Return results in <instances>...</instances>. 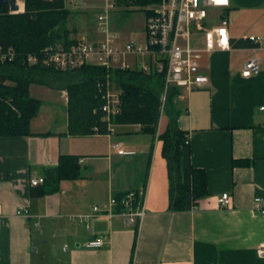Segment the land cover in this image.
<instances>
[{"label":"crops","instance_id":"obj_1","mask_svg":"<svg viewBox=\"0 0 264 264\" xmlns=\"http://www.w3.org/2000/svg\"><path fill=\"white\" fill-rule=\"evenodd\" d=\"M63 2L71 11L70 39L94 38L87 9L96 8L97 15L102 0ZM17 3L22 12L23 0ZM224 15L231 48L201 53L209 83L184 91L177 105L190 162L204 174L207 195L190 210H170L158 139L166 116L154 135L138 124H114L112 134L68 135L67 101L58 90L66 104L61 123L53 117V124L35 129V116L32 135L0 136V264H264L256 252L264 245V213L254 203L255 197L264 200V42L253 51L246 40L264 37V0H230ZM117 17L113 12L111 27L127 40ZM253 55L260 71L243 78L242 66ZM60 156L77 159L78 178L54 183L47 177ZM36 177L43 183L30 186ZM137 190L144 191V215L136 228L119 215L91 216L94 205ZM223 193L231 196L229 207L217 202ZM20 207L28 208V217L16 214ZM86 214L90 217L81 218ZM94 239L102 247L87 249ZM35 242L40 244L33 253Z\"/></svg>","mask_w":264,"mask_h":264},{"label":"trees","instance_id":"obj_2","mask_svg":"<svg viewBox=\"0 0 264 264\" xmlns=\"http://www.w3.org/2000/svg\"><path fill=\"white\" fill-rule=\"evenodd\" d=\"M125 5L144 7L159 0H128ZM122 1V2H123ZM24 10L10 13L8 4L0 6V48H11V61L0 62V136H30V121L36 116L40 101L29 94L31 84L67 93L68 135L84 136L106 133L101 121V100L96 84L108 78L120 91L121 111L112 122L118 125H140L144 133L155 134L160 115V95L163 91L161 74H146L137 70H110L83 65L69 71H57L40 65H28L29 55L41 58L44 48L61 43L74 44L67 23L71 16L63 0H23ZM180 89L168 90L166 115L168 125L158 136L162 142V156L166 160L169 179V208L172 211L190 210L207 195L205 177L190 162V144L179 126L177 98ZM95 110V113H94ZM48 135V133L44 134ZM246 164V162H240ZM47 177L75 179L80 176L77 159L60 156L58 166L47 170ZM118 196L117 198H119Z\"/></svg>","mask_w":264,"mask_h":264},{"label":"built area","instance_id":"obj_3","mask_svg":"<svg viewBox=\"0 0 264 264\" xmlns=\"http://www.w3.org/2000/svg\"><path fill=\"white\" fill-rule=\"evenodd\" d=\"M116 1L102 0L101 8L96 15L94 38L81 37L69 47L61 43L46 47L40 53L41 58L29 55L27 64L57 71H69L83 65H91L107 71L131 69L146 74H161L162 107L166 101V93L171 87L190 91L203 89L208 85L209 79L201 70V53L231 48L228 23L224 15L230 7V0H159L142 9L143 37L140 39L130 37L127 40H123L111 27V16L116 9ZM9 12L15 13L10 10ZM213 20L216 22L212 23ZM246 40L252 44L254 51L264 42V37L249 35ZM13 56L11 48L6 51L0 48V62L11 61ZM259 71L258 59L253 55L244 62L240 74L243 78H250ZM112 84L108 78L96 84L103 101L100 112L101 121L106 124L105 134L114 132L112 120L121 111L120 91ZM64 96L67 101L66 92ZM260 109L264 110V107ZM93 132L99 134L98 128H94ZM188 142L187 139L186 143ZM115 147L118 154H124L120 145ZM42 183L41 177L30 180V186L33 187ZM217 202L221 207H229L231 196L223 193L217 198ZM254 203L259 212L264 213V200L255 197ZM92 211L91 216L111 218L119 215L129 227L136 228L144 215V191H130L119 198L111 197L106 206L94 205ZM16 214L28 217V208L20 207ZM87 217L90 215L81 216ZM102 245L101 239H94L88 241L85 247L99 249ZM256 252L259 257H264V245Z\"/></svg>","mask_w":264,"mask_h":264},{"label":"rangeland","instance_id":"obj_4","mask_svg":"<svg viewBox=\"0 0 264 264\" xmlns=\"http://www.w3.org/2000/svg\"><path fill=\"white\" fill-rule=\"evenodd\" d=\"M117 0L116 1V9L114 12L118 14V17L121 16V21L116 18L117 22H119L120 26H122L125 32L128 34L129 37L134 39H140L143 37V25H144V11L140 10L138 7L125 5V1ZM130 3V1H126ZM89 13L90 22H96L95 15H96V8H92L91 10L87 9ZM67 27L69 28V23H67ZM72 37V35L70 36ZM77 40V39H76ZM114 87V83L112 84ZM29 92L31 96L35 99L40 100V107L35 117L34 128L35 129H43L46 126L53 124L52 118H56V120L61 123L63 117L65 116V107L66 104L62 98L61 92L58 90H49L48 87L39 85V84H31L29 87ZM65 92V91H64ZM182 90H180V95L177 98L179 100L180 96L183 95ZM167 94L166 93V101L163 107H160V115L166 116V102H167ZM50 109H54V113L50 112ZM51 113V115H49ZM47 116H49V120L46 121ZM115 117V116H114ZM114 119V118H113ZM34 121V120H33ZM31 122V121H30ZM159 122V121H158ZM140 126V125H139ZM141 127V126H140Z\"/></svg>","mask_w":264,"mask_h":264},{"label":"water","instance_id":"obj_5","mask_svg":"<svg viewBox=\"0 0 264 264\" xmlns=\"http://www.w3.org/2000/svg\"><path fill=\"white\" fill-rule=\"evenodd\" d=\"M4 4H8L9 10L11 12H15V13H19V6L17 3V0H0V6L4 5ZM40 244V242H35V244L32 247V252H35L36 247H38V245Z\"/></svg>","mask_w":264,"mask_h":264},{"label":"bare ground","instance_id":"obj_6","mask_svg":"<svg viewBox=\"0 0 264 264\" xmlns=\"http://www.w3.org/2000/svg\"><path fill=\"white\" fill-rule=\"evenodd\" d=\"M22 5V4H21ZM22 8L20 7V10H21Z\"/></svg>","mask_w":264,"mask_h":264}]
</instances>
